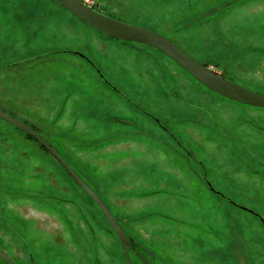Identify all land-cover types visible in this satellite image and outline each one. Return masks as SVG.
Instances as JSON below:
<instances>
[{
    "label": "rangeland",
    "instance_id": "1",
    "mask_svg": "<svg viewBox=\"0 0 264 264\" xmlns=\"http://www.w3.org/2000/svg\"><path fill=\"white\" fill-rule=\"evenodd\" d=\"M93 2L264 95V0ZM0 109L52 143L149 261L264 264L263 107L56 0H0ZM11 124L0 118L2 250L16 264H126L94 200Z\"/></svg>",
    "mask_w": 264,
    "mask_h": 264
},
{
    "label": "water",
    "instance_id": "2",
    "mask_svg": "<svg viewBox=\"0 0 264 264\" xmlns=\"http://www.w3.org/2000/svg\"><path fill=\"white\" fill-rule=\"evenodd\" d=\"M60 5L64 8L66 7L70 10L75 16L81 18L88 25L94 26L98 30H101L105 35L108 34L116 39H123L128 41H137L143 44H148L153 46L157 50H162L168 57L175 62H178L180 66L191 75L195 76L196 80L200 83H203L212 91L217 92L225 98H230L233 100H237L239 103L249 104L250 106H261L264 108V95L253 91L250 87L245 86L243 84H239L236 81L226 78L223 74L219 73L217 70L211 68V66L205 64L202 61H198L194 56L189 54L184 49H181L174 41L171 40L167 35L156 32L154 29H150L147 27H141L139 24H130L127 21L116 19L114 16L109 15L107 13L101 12L95 6H90L84 0H57ZM0 118L12 123L14 127H18L24 130L25 133L33 135L43 147L45 146L52 153V155L59 161L66 169L70 176L73 177L79 184L82 186L83 190L87 192L92 199H94V203L96 206L103 212V215L107 219L109 225H111L113 231H115L118 238H120V243L122 245V249L125 252V258L127 264H132L130 260L129 250L128 248H132L135 250L130 242V238L127 237L126 233L122 228V224L114 216L113 212L110 211L104 199L98 195L94 189L86 180H84L80 173L68 163L67 160L63 157V155L56 150L55 147L52 146L50 142H48L45 138L41 137L38 131L33 128L31 125L29 126L23 120L19 118H15L10 113L6 112L3 109H0ZM136 254L138 258L147 264H156L153 262H149V260L145 259L139 253ZM0 256L1 258L7 262L8 264H16V262L8 256L1 248H0Z\"/></svg>",
    "mask_w": 264,
    "mask_h": 264
},
{
    "label": "trees",
    "instance_id": "3",
    "mask_svg": "<svg viewBox=\"0 0 264 264\" xmlns=\"http://www.w3.org/2000/svg\"><path fill=\"white\" fill-rule=\"evenodd\" d=\"M57 1V0H56ZM58 3H59V1H58ZM60 4V3H59ZM62 6V5H61ZM97 9H99L97 6H95ZM100 10V9H99ZM102 12V11H101ZM99 31H101V30H99ZM102 33V32H101ZM104 34V33H103ZM123 40V39H122ZM131 43H133V42H135V41H130ZM145 45V44H144ZM146 45H148V44H146ZM145 45V46H146ZM148 46H151V45H148ZM151 47H153V46H151ZM154 48V47H153ZM155 49V48H154ZM54 51H61V52H67V51H71V50H61V49H57V50H53V51H51V52H49V53H53ZM205 64H207V65H209V63H207V62H205ZM210 66V65H209ZM216 66L218 67H216L217 68V70H219V72L221 73V74H223V76L225 77L226 76V74H225V71L218 65V64H216ZM15 129H16V127H15ZM19 130H21V131H23V133L25 134V135H27L28 137H32V138H34L37 142H38V140L33 136V135H29V134H27V133H25L24 132V130H22V129H19ZM38 144L41 146V148H45V150L48 152V153H50L51 155H52V153L48 150V148H46L45 146L43 147V145H41V143H39L38 142ZM52 144V143H51ZM52 157L57 161V159L52 155ZM59 162V161H58ZM60 163V162H59ZM61 164V163H60ZM62 165V164H61ZM63 166V165H62ZM63 168L65 169V167L63 166ZM66 170V169H65ZM66 173H68L67 171H66ZM69 174V176H70V173H68ZM70 178H72L71 176H70ZM84 191V190H83ZM85 192V191H84ZM85 193H87V192H85ZM88 194V193H87ZM89 195V194H88ZM91 198V197H90ZM92 199V198H91ZM94 200V199H93ZM131 239V238H130ZM135 247V246H134ZM135 249H136V251H138L137 253H139L141 256H143L145 259H147L148 260V258L142 253L143 252V250H140V249H138V248H136L135 247ZM134 254V256L136 257V259H139L138 258V256H137V254H136V252L135 253H133ZM140 260V259H139ZM149 262H152L151 260L149 261Z\"/></svg>",
    "mask_w": 264,
    "mask_h": 264
},
{
    "label": "flooded vegetation",
    "instance_id": "4",
    "mask_svg": "<svg viewBox=\"0 0 264 264\" xmlns=\"http://www.w3.org/2000/svg\"><path fill=\"white\" fill-rule=\"evenodd\" d=\"M215 70H217V69H215ZM218 72H219V70H217ZM220 73V72H219ZM73 178V177H72ZM74 179V178H73ZM75 180V179H74ZM76 181V180H75ZM77 182V181H76ZM78 183V182H77ZM79 184V183H78ZM79 186H80V184H79ZM82 187V186H81ZM83 188V187H82ZM90 196V195H89ZM101 211V210H100ZM102 212V211H101ZM115 216V215H114ZM105 217V216H104ZM117 219V218H116ZM107 220V219H106ZM118 220V219H117ZM109 224V223H108ZM112 227V226H111ZM113 230V229H112ZM115 232V231H114ZM129 238V237H128ZM130 240V239H129ZM131 242V241H130ZM1 248V247H0ZM134 248V247H133ZM2 249V248H1ZM128 250L130 251L129 252V255H131V253H135L136 252V250H133L132 248H128ZM84 254V253H83ZM67 257V256H66ZM0 259L5 263V264H8L7 262H5L2 258H1V256H0ZM107 261H108V263L109 264H111V259H109V258H107L106 259ZM125 260H126V258H125ZM130 260H131V258H130ZM126 262V264H127V261H125ZM102 264H104L103 262H101ZM131 263H132V261H131ZM65 264H76V263H74L73 261H72V259H69L68 257L66 258V262H65ZM82 264V263H81Z\"/></svg>",
    "mask_w": 264,
    "mask_h": 264
},
{
    "label": "built area",
    "instance_id": "5",
    "mask_svg": "<svg viewBox=\"0 0 264 264\" xmlns=\"http://www.w3.org/2000/svg\"><path fill=\"white\" fill-rule=\"evenodd\" d=\"M88 5L97 6L96 3L94 4L93 0H84Z\"/></svg>",
    "mask_w": 264,
    "mask_h": 264
}]
</instances>
